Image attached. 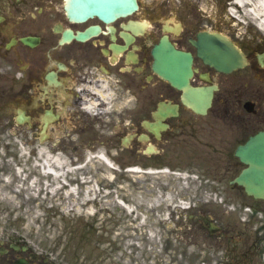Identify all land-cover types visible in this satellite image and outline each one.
<instances>
[{
  "label": "flooded vegetation",
  "instance_id": "af4514ba",
  "mask_svg": "<svg viewBox=\"0 0 264 264\" xmlns=\"http://www.w3.org/2000/svg\"><path fill=\"white\" fill-rule=\"evenodd\" d=\"M66 1L0 0V68L7 73L6 98L33 118L25 129L33 134L38 124L50 120L48 133L71 131L57 141L49 135L48 149L63 147L75 135V141L106 145L115 154L181 152L203 162L214 182L209 193L240 195L250 209L243 214L244 229L236 233L237 247L223 245L232 238L228 232L233 226L220 224L215 210L209 216L217 225L215 264H250V255L259 257L264 249V199L247 197L244 187L230 180L244 167L235 147L264 130V34L256 20L226 14L227 0H141L131 14L110 21L97 16L75 20ZM220 37L242 52L240 66L218 69L200 54L206 51L200 50L202 44L218 47ZM161 39L190 53L189 79L210 98L206 112L186 106L183 90L153 70L154 46ZM18 111L9 106L6 114L14 118ZM81 130H88V138ZM127 137L129 144L121 145ZM154 146L155 153L145 154ZM203 252L196 244L180 252V259L167 261L206 264ZM59 260L16 230L0 227V264H61Z\"/></svg>",
  "mask_w": 264,
  "mask_h": 264
},
{
  "label": "rangeland",
  "instance_id": "374dc122",
  "mask_svg": "<svg viewBox=\"0 0 264 264\" xmlns=\"http://www.w3.org/2000/svg\"><path fill=\"white\" fill-rule=\"evenodd\" d=\"M4 86L0 83V92ZM13 128L0 121V227H14L30 242L58 253L66 264H163L158 253L167 236L150 222L168 211L180 214L177 196L187 204L192 191L186 179L195 175L183 181L171 171H126L122 163L128 158H110L114 170L98 157L104 148L96 146L84 150L83 160L61 155L66 163L62 175L55 176L44 170L45 155L38 154L43 144L29 142ZM130 219L137 225L131 227L135 233L124 232ZM199 234L195 240L202 243L204 258L215 264L214 244L212 249L211 240Z\"/></svg>",
  "mask_w": 264,
  "mask_h": 264
},
{
  "label": "water",
  "instance_id": "95a60500",
  "mask_svg": "<svg viewBox=\"0 0 264 264\" xmlns=\"http://www.w3.org/2000/svg\"><path fill=\"white\" fill-rule=\"evenodd\" d=\"M120 2H123V4L126 3L130 8L135 5V0H73L72 4L73 7H77V8L80 7L81 9H83V13L85 15L89 14L90 12H95L96 14L102 17L103 16L110 17V15L113 16L117 12L118 9L115 7L118 6ZM178 58L181 57L179 56L165 57L163 58L164 61L158 65V68L167 65L168 68L166 69L168 70L167 72L170 80H172L173 83H175V85L177 86H187L186 79L182 75V72L184 73V69H183L184 65H182L181 67L179 66ZM259 137L260 136L254 137V139H252L253 141H250V143L247 145V148L249 149L254 143H256L258 141L257 138ZM254 159L255 161L250 160L252 166L250 167L248 172H245V175L241 177L247 180H249L252 176L256 178V184H254L253 187L250 188L251 190H255L254 187L259 185H262L264 187V155H260L259 159L258 158H254ZM254 165H256L255 175H254L255 173ZM256 194L263 195V193H256Z\"/></svg>",
  "mask_w": 264,
  "mask_h": 264
},
{
  "label": "bare ground",
  "instance_id": "6f19581e",
  "mask_svg": "<svg viewBox=\"0 0 264 264\" xmlns=\"http://www.w3.org/2000/svg\"><path fill=\"white\" fill-rule=\"evenodd\" d=\"M234 3L243 5L244 7H247L249 4H257V6H253L252 8H245L244 13L245 14H251L260 17V22L263 24L264 27V0H233ZM249 3V4H248ZM255 4V5H256ZM241 10V9H240ZM39 155H45L43 164L45 165L46 171L50 173H54L55 176L62 175V171L60 170L61 167L66 163L64 159H61V156L59 154H50L45 149L41 148L39 149ZM101 157L105 162L108 164H111V161L106 157ZM112 165V164H111ZM54 166V167H53Z\"/></svg>",
  "mask_w": 264,
  "mask_h": 264
}]
</instances>
